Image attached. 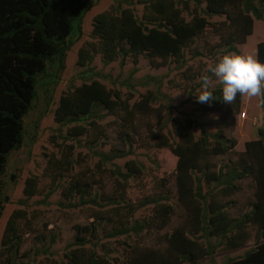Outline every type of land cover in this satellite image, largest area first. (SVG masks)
<instances>
[{
    "label": "trees",
    "instance_id": "trees-1",
    "mask_svg": "<svg viewBox=\"0 0 264 264\" xmlns=\"http://www.w3.org/2000/svg\"><path fill=\"white\" fill-rule=\"evenodd\" d=\"M192 1L193 7L191 0H182V6L178 0H117V5L94 17V40L79 48L77 64L88 66L97 53L106 63L121 60L125 64L131 59L136 65L146 57L154 66L162 67L170 59L185 61L186 49L190 50L210 25L205 13L226 16L213 25L220 36L218 47L227 50L222 57L240 53L239 45L253 34L255 20L264 19V0ZM135 2L143 5L142 19ZM92 5L93 0H0V183L10 153L23 142L25 116L40 90L52 91L57 83L66 67L68 51L83 35V22ZM185 10L192 14L190 19L184 16ZM198 54L194 51V56ZM257 57L264 62V40L257 45ZM79 77L84 81L72 83L54 111L56 122L70 126L61 144V155H49L45 167L44 173L53 184L70 176L75 162H79L74 157L75 144L67 140L80 143V137L87 136L96 144L105 135L101 143L111 142L106 127L97 121L105 117L99 115L100 110L114 117L111 125H116L113 130L119 142L110 153L101 155L97 169L103 170L105 163L130 153L132 143L145 133L152 146L171 150L177 157L176 168L170 177L153 180L154 194L132 201L127 198L128 181L144 173V166L134 160L127 161V172L116 165L117 184L111 191L97 185L95 177L93 181L83 176L73 178L63 188V195L66 201L78 195L80 202L67 206L89 205L93 220L74 226L75 234L68 242L64 260H21L19 264H199V260L212 257L220 245L221 249H234L252 240L254 248L226 264H264V127L259 129L258 138L245 143V150L237 158L219 166L214 157L233 152L236 138L219 137L205 127L197 135L196 120L173 118L172 131L178 137L173 140L160 132L164 115L153 105V92L134 100V93L124 95L121 90L109 88L95 78L92 69L83 70ZM213 91L219 98L206 104L205 110L211 105L228 104L223 102L222 87ZM242 100L243 96L237 95L234 103L228 104L229 109L240 111ZM158 116L157 121L152 119ZM246 179L252 180L254 198L248 210L233 216L230 210L238 202L234 195L242 190L240 182ZM38 185V177L26 178V199L39 194ZM174 193L187 210L194 231L186 226L166 230L176 214ZM5 201L7 197L1 194L0 217ZM146 206H152L153 213L141 219L136 213ZM28 215L25 208H18L8 217L0 264H15L23 243L20 225L31 230ZM201 232L210 237L206 244L199 236ZM211 237L223 240L213 244ZM58 239L54 229L41 233L37 240L48 241V246L37 254L49 253Z\"/></svg>",
    "mask_w": 264,
    "mask_h": 264
},
{
    "label": "rangeland",
    "instance_id": "rangeland-1",
    "mask_svg": "<svg viewBox=\"0 0 264 264\" xmlns=\"http://www.w3.org/2000/svg\"><path fill=\"white\" fill-rule=\"evenodd\" d=\"M181 1L178 0L180 6L183 5ZM115 5H117V0H93V5L83 22V35L68 51L65 69L59 75L57 83L52 87V91L46 92L44 88L40 90L39 97L34 101L33 108L24 118L23 142L18 149L9 155L0 183V195L7 197L0 217V248L7 219L14 210L25 208L29 212L28 217L31 218L30 228L32 230L22 224L20 225L24 232L23 243L16 257L15 264H19L21 260L25 262L64 260L65 253L68 251V242L73 239L75 234L74 226L76 224L86 225L93 220L90 217L92 209L89 205L67 206L70 202H80L78 195L72 201H66L63 195V188L68 187L73 178L83 176L88 181H93L95 177L97 185L99 183L107 191H111L117 184V177L114 173L116 165L120 166L123 172H127V161L134 160L139 165L142 164L144 166V173L141 177H130L128 181L129 195H127V198L132 201L136 200V198L142 199L146 195L154 194L153 180L170 177L176 168L177 157L171 150L152 146L149 143L150 140L145 138L147 134L145 133L141 140H135L132 143L130 153L105 163V169L103 170L97 169L96 166L101 155L110 153L112 147L119 142L118 139H115L116 133L113 130L116 125H111V120L114 117L107 115V111L100 110L99 115L105 117L97 121L106 127L107 134H110L111 142L101 143L106 140L105 135L96 144H92L87 136L80 137V143L75 139L67 140V143L75 144L74 157L79 162H75V168L70 176L53 184L51 178L44 173L45 167L49 155H61L63 149L61 144L70 126L56 122L54 111L62 93L72 83L81 84L84 81L79 77L80 72L83 70L92 69L95 78H98L109 88L121 90L124 95H128L130 92L134 93V100L139 99L140 95L153 92L155 94L153 105L154 107H159L160 112L164 115L163 126L161 124L163 130L160 132L173 140L178 138L172 131L171 120L173 118L182 120L192 118L196 120L195 129L197 135H200L201 127H205L208 132L217 134L219 137L236 138L237 145L233 152L214 157L219 166L228 163L231 158H237L238 154L245 150V143L248 140L258 138L259 129L264 127V107L260 103L259 98L243 96L242 107L237 113L233 109H229L228 104L211 105L209 110H205L206 104L209 103L197 101L196 93L201 88V76L206 72L209 65L214 66L219 62L226 50L225 47H218L220 36L213 30V25L224 20L226 18L225 15L204 14L208 18L210 25L190 47L191 49H186L185 61L170 59L162 67L154 66L151 60L146 57H141L136 65L131 59H127L125 64H122L121 60L106 63L102 55L97 53L88 66H79L77 64L79 48L85 42L94 40V17ZM123 5L125 6V4ZM191 5L192 7L194 6L192 0ZM134 6L137 15L142 19L143 5L135 2ZM202 7H205V3ZM183 14L187 19L192 17L188 10H185ZM263 40L264 19L255 20L253 34L248 37L245 44L239 45V48L242 53H250L258 58L257 45ZM194 51H198L199 54L194 56ZM212 80L214 83L213 89L222 87L216 77L212 76ZM151 117L147 118L150 120ZM152 119L157 121L159 116ZM103 130L105 131V129ZM29 176L38 177L39 194L26 199L23 187L26 178ZM240 184L242 185V190L234 195L238 200L237 207H232L230 210L233 216H239L242 211L248 210L250 208L249 201L254 198L252 180L246 179ZM171 186H174V183ZM172 198L176 214L166 230L171 231L175 227L186 226L194 231V228L189 223L188 212L181 207L176 193H174ZM152 213V206H146L140 208L136 214L143 219ZM52 229L58 231L59 239L49 248L47 251L49 253L37 254L39 249L48 246V241L40 242L37 240L38 236ZM199 236L204 244L210 238L207 233L202 235V232ZM220 239L223 240L222 238ZM220 239L211 237L213 244H219ZM254 246L253 240L245 246L234 249H221L220 245L216 248V252L212 257L208 256L198 262L199 264H226L231 259L238 260L242 258ZM25 254L27 255L25 256Z\"/></svg>",
    "mask_w": 264,
    "mask_h": 264
},
{
    "label": "clouds",
    "instance_id": "clouds-1",
    "mask_svg": "<svg viewBox=\"0 0 264 264\" xmlns=\"http://www.w3.org/2000/svg\"><path fill=\"white\" fill-rule=\"evenodd\" d=\"M212 76L222 85L223 102L233 104L237 95H240L259 98L260 103L264 104V62L254 55L229 53L214 66L209 65L201 76V88L196 93L200 103H211L219 98L214 95Z\"/></svg>",
    "mask_w": 264,
    "mask_h": 264
}]
</instances>
